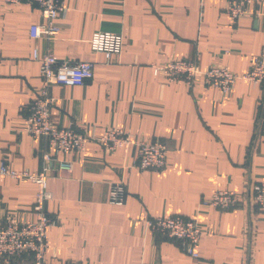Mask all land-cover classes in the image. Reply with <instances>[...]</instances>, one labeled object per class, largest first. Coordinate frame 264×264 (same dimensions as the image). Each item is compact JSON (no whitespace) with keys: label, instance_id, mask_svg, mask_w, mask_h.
<instances>
[{"label":"crops","instance_id":"1","mask_svg":"<svg viewBox=\"0 0 264 264\" xmlns=\"http://www.w3.org/2000/svg\"><path fill=\"white\" fill-rule=\"evenodd\" d=\"M225 5L64 0L59 32L35 40L29 26L42 17L34 0H0V159L28 171L41 168L44 153L72 161L70 170L53 162L48 172L45 211L56 223L48 230L47 264H264V214L246 193L250 182L264 179V81L239 78L222 92L201 74L178 83L153 71V64L182 58L195 60L199 71L221 65L246 72L264 46V0H253L235 23ZM94 32L120 35L119 54L107 61L92 50ZM36 47L93 63L85 84L50 86L54 126H82L94 136L121 128L134 141H162L164 168H138L134 143L107 151L90 142L64 154L44 136H31L23 118L42 83ZM117 183L124 187L120 204L109 199ZM36 190L27 178L0 175V218L34 220ZM217 190H232L242 202L229 210L202 204ZM172 215L197 222V257L149 229L148 219Z\"/></svg>","mask_w":264,"mask_h":264},{"label":"built area","instance_id":"2","mask_svg":"<svg viewBox=\"0 0 264 264\" xmlns=\"http://www.w3.org/2000/svg\"><path fill=\"white\" fill-rule=\"evenodd\" d=\"M18 4L23 0H5ZM225 11L235 23L242 16L253 0H225ZM40 9L42 21L29 26L32 39H52L60 30L59 15L64 11V0H34ZM122 37L110 32H94L90 38V47L102 52L107 61L119 54ZM32 58L39 65L42 83L36 90L27 114L23 118L25 130L31 136H44L49 144L64 154L83 151L90 142H95L107 151L134 143L136 146V165L140 169L161 170L166 164L167 146L162 141H134L131 135L121 128H108L100 136L90 135L82 127L54 126L51 117L52 98L49 88L52 85L81 86L93 77V63L86 60H61L50 51L41 52L34 48ZM155 74H162L173 82L191 83L197 74H201L206 85L228 92L234 82L241 78L253 83L264 81V46L252 58L250 68L242 73L228 69L226 66L213 65L205 71H199L196 61L192 59L172 58L161 64H153ZM264 132V114L260 119ZM55 162L58 168L70 170L72 161L62 159L57 154L44 153L39 170H16L5 160L0 159V175L12 178H27L36 184L37 190L33 203L35 219L17 221L0 218V264H12L14 258L29 256L32 264H47L45 252L48 244V230L56 223L55 218L45 211V202L52 198L47 186L48 172ZM246 193L254 209L264 214V179L252 181L246 187ZM124 187L117 183L111 187L109 199L120 204ZM242 198L232 190H217L210 196L202 198V204L221 210L238 206ZM245 200V199H243ZM149 229L157 234L174 239L188 255L197 257L196 245L201 231L194 219L178 215L157 216L147 221Z\"/></svg>","mask_w":264,"mask_h":264}]
</instances>
